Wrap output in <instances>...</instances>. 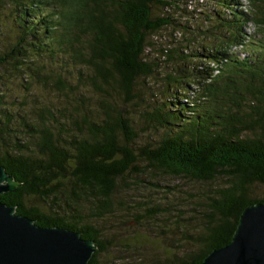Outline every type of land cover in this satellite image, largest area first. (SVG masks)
I'll return each mask as SVG.
<instances>
[{"label":"trees","instance_id":"1","mask_svg":"<svg viewBox=\"0 0 264 264\" xmlns=\"http://www.w3.org/2000/svg\"><path fill=\"white\" fill-rule=\"evenodd\" d=\"M208 1L4 0L13 33L0 28V167L23 184L0 202L39 227L93 241L88 264H98L105 248L95 222L116 215L113 198L128 174L145 167L198 183L222 179L204 198L196 250L171 264H200L228 244L243 209L264 203L250 196L264 185V9L215 0L233 7L226 20L212 6L206 12ZM157 8L164 14L153 15ZM211 23L224 34L209 46L220 32ZM164 29L171 39L152 59ZM155 77L158 98L141 116L161 137L136 146L143 132L128 108L142 98L137 84ZM12 80L22 95L12 94ZM28 198L49 210L27 208ZM139 210L157 215L150 205Z\"/></svg>","mask_w":264,"mask_h":264},{"label":"rangeland","instance_id":"2","mask_svg":"<svg viewBox=\"0 0 264 264\" xmlns=\"http://www.w3.org/2000/svg\"><path fill=\"white\" fill-rule=\"evenodd\" d=\"M236 1L244 4L247 9L251 8L249 0ZM214 3L212 0L207 2L206 12H209L212 6L227 20V10L233 7L230 8L223 2L219 4L215 0ZM254 3L264 9V0H255ZM11 11L9 7H5L4 0H0V28L2 35L9 37L13 33V17L8 16ZM160 14H164L160 8L153 10V15ZM211 24L215 25L216 29L219 28L215 23ZM246 28L248 25L244 30ZM219 31L218 34L215 33V37L206 40L209 46L220 40L219 34H224L221 29ZM249 32H254V25H249ZM170 35L169 29L156 34L152 39L155 47L151 48L152 52L150 51L153 54L149 52L148 57L157 58V46L170 40ZM158 80L159 78L155 77L139 82L138 95L142 98L129 105L128 110L133 113L136 129L143 132L136 141V146L146 143L153 145L161 137V131L149 127L141 116L147 110V105L158 98ZM12 83V94L22 95L25 92L17 80H12ZM88 95L91 93H87ZM92 98L99 99L97 95H93ZM43 99L47 102L51 98L44 95ZM222 185H224L222 179L210 184L198 183L186 178H169L145 167H141L138 174H128L118 182L113 198L118 210L116 215L94 224L102 233L100 240L105 248L97 257L98 264H171L184 259L196 250L191 238L196 237L197 231L206 222L201 213L205 211L202 209L204 198ZM250 196L263 198L264 185L253 186L250 189ZM24 202L27 208L49 210L50 203H44L40 199L28 198ZM148 205L157 209L156 216L150 217L148 213L139 210Z\"/></svg>","mask_w":264,"mask_h":264},{"label":"water","instance_id":"3","mask_svg":"<svg viewBox=\"0 0 264 264\" xmlns=\"http://www.w3.org/2000/svg\"><path fill=\"white\" fill-rule=\"evenodd\" d=\"M22 184L0 167V196ZM96 250L80 233L39 227L0 202V264H88ZM200 264H264V203L245 207L230 242Z\"/></svg>","mask_w":264,"mask_h":264},{"label":"clouds","instance_id":"4","mask_svg":"<svg viewBox=\"0 0 264 264\" xmlns=\"http://www.w3.org/2000/svg\"><path fill=\"white\" fill-rule=\"evenodd\" d=\"M242 9L246 12L247 10L244 9V6L242 5Z\"/></svg>","mask_w":264,"mask_h":264}]
</instances>
